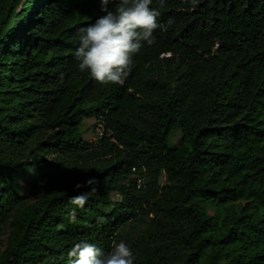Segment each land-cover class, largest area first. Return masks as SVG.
<instances>
[{
	"label": "trees",
	"instance_id": "1",
	"mask_svg": "<svg viewBox=\"0 0 264 264\" xmlns=\"http://www.w3.org/2000/svg\"><path fill=\"white\" fill-rule=\"evenodd\" d=\"M151 7L174 22L121 86L74 56L100 0H0V264H72L76 243L119 240L133 264H264V0ZM91 117L108 137L82 138ZM91 177L95 192L76 189Z\"/></svg>",
	"mask_w": 264,
	"mask_h": 264
},
{
	"label": "clouds",
	"instance_id": "2",
	"mask_svg": "<svg viewBox=\"0 0 264 264\" xmlns=\"http://www.w3.org/2000/svg\"><path fill=\"white\" fill-rule=\"evenodd\" d=\"M158 2L163 8L165 0ZM100 3L104 15L83 30L74 56L78 70L87 72L99 84L122 86L132 70L133 57L145 44H155L157 29L166 31L174 21L169 18L166 24L159 23L161 12L151 7L153 0H100ZM110 4H115L114 10L109 8ZM96 184V178L91 177L75 187H88L90 192H95ZM88 195L81 193L70 202L83 208ZM70 218L75 219V209ZM67 256L72 264H133L134 260L132 249L123 241L114 244L107 255L95 244L81 241L68 251Z\"/></svg>",
	"mask_w": 264,
	"mask_h": 264
},
{
	"label": "rangeland",
	"instance_id": "3",
	"mask_svg": "<svg viewBox=\"0 0 264 264\" xmlns=\"http://www.w3.org/2000/svg\"><path fill=\"white\" fill-rule=\"evenodd\" d=\"M95 117L91 118H85L81 123V129H82V138L88 141H95L97 139L96 135L94 134V126H95ZM180 131L174 130L171 135V144L177 145L179 139H180ZM35 176L34 171L30 170L27 172L26 176L18 178V182L21 184L22 191H25V185L33 179ZM162 183L164 182V178H161ZM111 198L113 201H117L120 199V195L117 193H112ZM70 214L73 212L74 208H68L67 209ZM2 241L0 243V252L4 248L5 245V236L2 237ZM122 240L116 241L114 244L121 242Z\"/></svg>",
	"mask_w": 264,
	"mask_h": 264
},
{
	"label": "built area",
	"instance_id": "4",
	"mask_svg": "<svg viewBox=\"0 0 264 264\" xmlns=\"http://www.w3.org/2000/svg\"><path fill=\"white\" fill-rule=\"evenodd\" d=\"M110 133H111L110 129L105 127L101 119L95 120L94 134L96 135L97 139L108 137Z\"/></svg>",
	"mask_w": 264,
	"mask_h": 264
}]
</instances>
